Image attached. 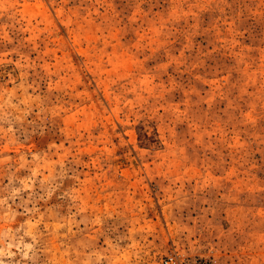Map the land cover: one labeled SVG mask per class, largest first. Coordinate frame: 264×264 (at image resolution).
<instances>
[{"label":"rangeland","instance_id":"1","mask_svg":"<svg viewBox=\"0 0 264 264\" xmlns=\"http://www.w3.org/2000/svg\"><path fill=\"white\" fill-rule=\"evenodd\" d=\"M165 262L264 264V0H0V264Z\"/></svg>","mask_w":264,"mask_h":264},{"label":"built area","instance_id":"2","mask_svg":"<svg viewBox=\"0 0 264 264\" xmlns=\"http://www.w3.org/2000/svg\"><path fill=\"white\" fill-rule=\"evenodd\" d=\"M172 261H173V258L170 257V258H169V262H172ZM165 264H168V262H165Z\"/></svg>","mask_w":264,"mask_h":264}]
</instances>
